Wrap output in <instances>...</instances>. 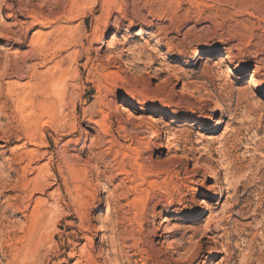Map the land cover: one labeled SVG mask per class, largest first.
<instances>
[{"label": "rangeland", "instance_id": "374dc122", "mask_svg": "<svg viewBox=\"0 0 264 264\" xmlns=\"http://www.w3.org/2000/svg\"><path fill=\"white\" fill-rule=\"evenodd\" d=\"M0 264H264V0H0Z\"/></svg>", "mask_w": 264, "mask_h": 264}, {"label": "bare ground", "instance_id": "6f19581e", "mask_svg": "<svg viewBox=\"0 0 264 264\" xmlns=\"http://www.w3.org/2000/svg\"><path fill=\"white\" fill-rule=\"evenodd\" d=\"M175 22V21H174ZM202 57V55L201 54H197L196 55V59H200ZM221 61H223V60H221ZM125 62V61H124ZM47 79H48V77H46ZM55 81V80H54ZM53 81V78H49L48 80H46L45 79V81H41V87H43V91H45V94L47 93L46 91H48V89L50 88V86L52 85V84H56V82H54ZM46 95H48V94H46ZM49 96V95H48ZM55 96V95H54ZM122 107V110L123 111H125V110H127L128 109V106H126V105H123V106H121ZM217 109H215V111H216ZM99 188H104V186H99ZM202 201V203L204 202H206L205 200H201Z\"/></svg>", "mask_w": 264, "mask_h": 264}]
</instances>
